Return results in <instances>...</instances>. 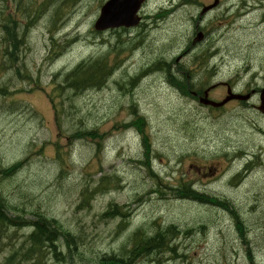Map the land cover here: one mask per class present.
<instances>
[{
  "label": "rangeland",
  "instance_id": "obj_1",
  "mask_svg": "<svg viewBox=\"0 0 264 264\" xmlns=\"http://www.w3.org/2000/svg\"><path fill=\"white\" fill-rule=\"evenodd\" d=\"M105 1L0 0V25L9 16L22 42L14 49L0 26V166L23 161L0 177V199L9 215L56 220L73 236L69 245L57 241L61 255L47 247L25 260L32 227H10L0 264H101L134 248L132 264H264L259 95L221 110L193 96L212 84L218 100L223 83L242 93L264 87V0H222L201 19L213 0H148L140 26L98 31ZM197 27L205 39L193 44ZM101 57L112 70L104 85L67 86L77 64ZM165 61L193 88L153 67ZM140 115L153 146L150 168L139 162L142 135L123 127ZM85 129L100 137L73 135ZM101 132L108 137L97 156ZM112 205L125 217L106 216ZM159 232L166 236L153 240Z\"/></svg>",
  "mask_w": 264,
  "mask_h": 264
},
{
  "label": "trees",
  "instance_id": "obj_2",
  "mask_svg": "<svg viewBox=\"0 0 264 264\" xmlns=\"http://www.w3.org/2000/svg\"><path fill=\"white\" fill-rule=\"evenodd\" d=\"M110 67L108 65V60L105 57L97 58L94 61L90 62L87 61V63L83 62L79 64L75 69H73L70 73H67L65 76L64 82L67 84L68 87L74 89L75 91H80L84 88H92V87H100L101 85H104L107 81L109 75H110ZM179 80L177 77L175 78V83L181 87L183 85L179 83ZM57 110V107L54 106ZM137 126L140 128L142 126V118H139L137 121ZM98 130H84L82 132H76L75 137L78 138H87L91 137L96 139L97 136L100 137V134H98ZM97 145H101L99 142H96ZM145 151L150 150V142L149 137L145 136ZM101 151V149L98 147V153ZM14 166L13 168H15ZM5 210L3 209V205L0 202V239L3 235L5 228L8 224L9 225H22L21 222L18 220H14L9 218L5 214ZM123 216L122 208L112 205L108 208L106 212V216L108 217H115V216ZM55 221V222H54ZM57 224V225H56ZM35 230L34 233L31 236V240L33 241V244L38 249H43L44 247L48 246L49 248H52V251L55 252V255H61L57 252V244L55 245V242L61 239V236L66 239L67 245L72 244L73 242V236L70 234L69 236L65 235V232L62 231L60 226L58 225L56 220H52L51 222H48L46 219H40L37 222H34ZM174 227H171L169 231H172ZM169 233V232H168ZM166 235L159 232L156 237H153V240L155 238H163ZM141 239L140 233L135 234V241ZM33 248V247H32ZM34 249V248H33ZM135 249H132L129 251L128 258H122L117 256H109V257H103L101 258V264H132V261L134 260V257L136 256Z\"/></svg>",
  "mask_w": 264,
  "mask_h": 264
},
{
  "label": "water",
  "instance_id": "obj_3",
  "mask_svg": "<svg viewBox=\"0 0 264 264\" xmlns=\"http://www.w3.org/2000/svg\"><path fill=\"white\" fill-rule=\"evenodd\" d=\"M144 1L145 0H109L102 7L101 16L96 23V28L98 30H104L110 27H130L137 25L140 22V17L137 13ZM211 7H213V5L205 8L204 12ZM201 38L202 34H199L197 40ZM249 97L250 94L242 96L233 94L231 90H229V95L222 102H214L208 98V91H206L205 97L201 99V102L218 107L234 98L246 100ZM260 109L264 112V89L262 90V106Z\"/></svg>",
  "mask_w": 264,
  "mask_h": 264
},
{
  "label": "bare ground",
  "instance_id": "obj_4",
  "mask_svg": "<svg viewBox=\"0 0 264 264\" xmlns=\"http://www.w3.org/2000/svg\"><path fill=\"white\" fill-rule=\"evenodd\" d=\"M254 9H258V7L254 6V7H252V8H248V9L244 12V14H246V13H250V12H252ZM247 165H248V167H249V163H248Z\"/></svg>",
  "mask_w": 264,
  "mask_h": 264
}]
</instances>
